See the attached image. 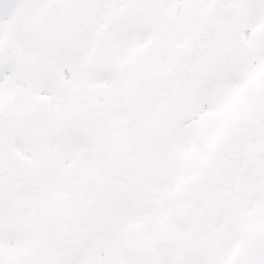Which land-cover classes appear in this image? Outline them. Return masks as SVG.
Masks as SVG:
<instances>
[{"label": "snow or ice", "instance_id": "snow-or-ice-1", "mask_svg": "<svg viewBox=\"0 0 264 264\" xmlns=\"http://www.w3.org/2000/svg\"><path fill=\"white\" fill-rule=\"evenodd\" d=\"M0 264H264V0H0Z\"/></svg>", "mask_w": 264, "mask_h": 264}]
</instances>
